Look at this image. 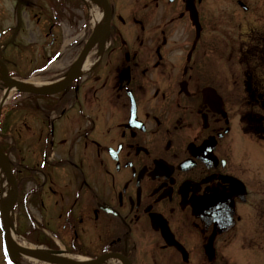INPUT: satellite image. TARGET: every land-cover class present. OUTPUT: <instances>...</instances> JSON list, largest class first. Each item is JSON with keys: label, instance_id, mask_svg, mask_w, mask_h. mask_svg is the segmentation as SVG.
Returning a JSON list of instances; mask_svg holds the SVG:
<instances>
[{"label": "flooded vegetation", "instance_id": "flooded-vegetation-1", "mask_svg": "<svg viewBox=\"0 0 264 264\" xmlns=\"http://www.w3.org/2000/svg\"><path fill=\"white\" fill-rule=\"evenodd\" d=\"M12 1L0 61L47 91L19 93L15 118L21 157L44 163L22 170L32 236L129 264H235L239 239L236 264H264V179L246 165L264 144V0ZM63 20L84 33L60 58Z\"/></svg>", "mask_w": 264, "mask_h": 264}, {"label": "rangeland", "instance_id": "rangeland-1", "mask_svg": "<svg viewBox=\"0 0 264 264\" xmlns=\"http://www.w3.org/2000/svg\"><path fill=\"white\" fill-rule=\"evenodd\" d=\"M25 2H33V0H22ZM13 7V1L11 4V0H0V10H4V9H10ZM79 17L76 18V22L78 21ZM60 28H57V33L58 35L61 34L60 39L64 38V43L62 45V49L58 54V57L63 58V57H71L73 55V49H74V45L78 42V40H80V38L82 37L84 30H79L76 29L75 26L73 27V23L70 25V29L69 31L67 30V23L65 20L60 21ZM33 28L31 29L32 35L28 36L27 39L30 41L34 40V38H32V36L34 37L36 34V29L34 28V22L32 23ZM75 29V30H74ZM68 33H69V37H68ZM68 42H70V44L68 45ZM22 42H20V45L22 46ZM64 52V54H62ZM2 53H4V51H2ZM6 55V53H4ZM28 59L32 58L31 53L27 54ZM0 99H1V95H0ZM17 105L14 103H9L7 102L6 104L2 105L0 107V136L4 135V136H13L14 138L17 139V135L15 133L16 130V122H8L9 121V117H11L12 119L16 118V114L17 112ZM24 114V112H23ZM22 114V115H23ZM32 143L34 145H36V142ZM37 150L38 151H42L43 145H36ZM246 148H247V154L250 153V157L247 158L246 160V165L247 168L249 169H253L254 171L258 170L260 172L261 170V174L262 177L264 179V146H263V150L259 147H255L252 143H248L246 142ZM19 149V151H18ZM44 149H43V153H44ZM19 152L21 154H19ZM23 153V148L22 146L17 147L16 149H14L12 151L11 155L12 157L18 159V162L21 164H24L30 168H32L33 166H35L36 164L42 165V161L37 158V157H32L29 156L28 153L24 154L23 157L22 156ZM72 169L68 168V167H60L58 169H52V175H54L55 178L57 179H64L65 177H67V175H70L72 173ZM59 186L61 188H63V181L59 180L57 181ZM263 194H264V184H263ZM264 206V204H263ZM18 209V213H17V221H18V232L20 234H23L25 231V222L27 221V217L23 211V209L19 206H17ZM38 213V212H37ZM16 210H14V228L16 229ZM42 218V217H41ZM42 221V220H41ZM44 221V220H43ZM255 221L252 219V221L250 222V224H254ZM37 224H40V222L37 220ZM44 226V224H42ZM63 248V247H61ZM241 248V242L239 239L235 240H231L230 241V246L228 248V251L231 255V257H229V262L230 263H242V259H244L243 254L240 250ZM264 254V253H263ZM261 254V255H263ZM250 255L249 253L245 254ZM263 257V261H264V255L257 257V259L261 262V258ZM246 261V258H245ZM247 264H255V262H250V258H247L246 261ZM0 264H8L6 258H5V254H4V250H3V246H2V238H1V229H0ZM262 264V263H261Z\"/></svg>", "mask_w": 264, "mask_h": 264}, {"label": "water", "instance_id": "water-1", "mask_svg": "<svg viewBox=\"0 0 264 264\" xmlns=\"http://www.w3.org/2000/svg\"><path fill=\"white\" fill-rule=\"evenodd\" d=\"M4 78H5V83L9 87L11 86H16L17 88L21 87L20 84H17V83H14L8 80L5 75H4ZM25 90L32 91V89H29V88H25ZM0 169L3 173L4 179L11 185V188H12V194H11V198L9 202H7V204L0 205V221H1L2 229H3V242H4V247H5V251H6L8 258L12 261H15L18 255L34 254L40 257V259H42L43 261H47L53 264H76L71 261L54 256L57 252L40 251V250L25 248L20 245H17L14 241L10 239V230H11L10 212L12 210V207L17 197V185H16V180L12 174L9 162L5 158L1 149H0ZM97 263H98V260H94V261L87 262L85 264H97Z\"/></svg>", "mask_w": 264, "mask_h": 264}, {"label": "bare ground", "instance_id": "bare-ground-1", "mask_svg": "<svg viewBox=\"0 0 264 264\" xmlns=\"http://www.w3.org/2000/svg\"><path fill=\"white\" fill-rule=\"evenodd\" d=\"M91 2V1H90ZM99 14L93 10V22H97L99 20ZM30 86H40L38 83L36 82H31L28 83ZM11 194H12V188L11 185L4 179L2 172H0V204L4 205L7 204V202H9L10 198H11ZM13 218H14V213H11V230H10V239L22 246H28L26 244V242L20 238L19 236H17L16 234H14L13 229ZM31 248H35L40 250L39 248L30 246ZM60 258H64V259H68L74 262H83V258L76 256V255H71V254H67V253H60L59 255ZM38 259H40V257H38L37 255L31 254V255H21L19 257V261L22 263H27V264H34ZM103 264H120L119 261L115 260V259H111L107 262H104Z\"/></svg>", "mask_w": 264, "mask_h": 264}]
</instances>
